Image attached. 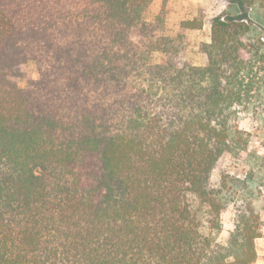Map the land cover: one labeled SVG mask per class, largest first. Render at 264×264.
<instances>
[{
    "label": "trees",
    "instance_id": "obj_1",
    "mask_svg": "<svg viewBox=\"0 0 264 264\" xmlns=\"http://www.w3.org/2000/svg\"><path fill=\"white\" fill-rule=\"evenodd\" d=\"M153 1L0 0V264L256 262L259 196L212 178L264 116V17H214L199 67Z\"/></svg>",
    "mask_w": 264,
    "mask_h": 264
},
{
    "label": "rangeland",
    "instance_id": "obj_2",
    "mask_svg": "<svg viewBox=\"0 0 264 264\" xmlns=\"http://www.w3.org/2000/svg\"><path fill=\"white\" fill-rule=\"evenodd\" d=\"M240 0H204L203 3H206L203 10H200L195 15L189 14V18L182 22L180 28L177 32L176 25H169L168 22V14H169V6L168 0H154L151 4L150 8L146 12V18L150 21L154 20V18L158 15V13L166 8L167 12V28L172 33L183 32L188 40L189 46H193L191 55H189L187 50V56L189 60H191L194 64L200 63L201 61V45L203 44H211L210 43H202L201 45L196 42L197 33L196 29H202L203 26H206L204 29V38H211L212 36V26L211 22L214 17L226 14L230 16L240 15ZM255 5L252 9H249V13L251 17L256 20L257 14H261V18L264 17V0H255ZM262 22L263 20H258ZM260 22H257L258 32H264L261 30ZM186 24V25H185ZM194 30V31H193ZM201 31L200 34H202ZM264 40V39H263ZM194 42V43H193ZM198 47V51L197 48ZM205 57V65H206V56ZM164 59L161 53H155L152 57V61L154 63H160ZM200 67V66H199ZM39 78V71L37 69V65L35 62H30L28 67L26 68L25 77L20 80L19 86L21 88H26L28 85V81L32 79ZM239 128L250 134V141L248 145V149L244 151L239 158H234L231 155H224L218 163V166L215 170V173L212 178L213 185L218 184V182L223 178H228V181H240L241 184L235 183V190L240 193L242 182H246L248 190H245L243 195L247 196V193L252 191L259 196V199L252 201L253 209H251V220L254 222L256 227L263 225L261 227V236L255 242V248L257 252V260L254 264H264V116H254L252 114H244L241 115L238 121ZM252 179V181H251ZM233 184L231 183L230 186ZM245 187V186H244ZM224 228H232L233 223V214L232 211L229 210L225 213L224 217Z\"/></svg>",
    "mask_w": 264,
    "mask_h": 264
},
{
    "label": "crops",
    "instance_id": "obj_3",
    "mask_svg": "<svg viewBox=\"0 0 264 264\" xmlns=\"http://www.w3.org/2000/svg\"><path fill=\"white\" fill-rule=\"evenodd\" d=\"M163 1V0H161ZM204 0H168V6H169V14H168V22L169 25L171 24H175L176 25V30H174L175 32H177L180 28V25L182 22L186 21L189 17V14H193L195 15L196 13H198L200 10H203L204 6L206 3H203ZM206 28V26H203L202 29H196V33L197 36L196 38H192V39H196V42H198L200 45L202 43H210L211 42V38H204V29ZM194 31V30H193ZM201 31H203L202 34ZM194 43V42H193ZM194 47L190 46L188 53L189 55H191L192 49ZM198 51V47L195 48ZM199 52V51H198ZM201 55V60H203V62L201 61L200 63H195L196 66H200L203 67L205 66V57L203 56L202 53H200Z\"/></svg>",
    "mask_w": 264,
    "mask_h": 264
}]
</instances>
